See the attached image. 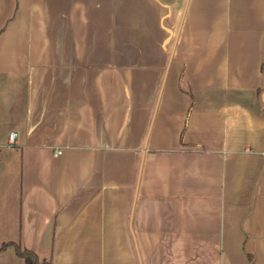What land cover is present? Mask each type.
<instances>
[{
    "label": "crops",
    "instance_id": "obj_1",
    "mask_svg": "<svg viewBox=\"0 0 264 264\" xmlns=\"http://www.w3.org/2000/svg\"><path fill=\"white\" fill-rule=\"evenodd\" d=\"M2 243L264 264V0H0Z\"/></svg>",
    "mask_w": 264,
    "mask_h": 264
},
{
    "label": "trees",
    "instance_id": "obj_2",
    "mask_svg": "<svg viewBox=\"0 0 264 264\" xmlns=\"http://www.w3.org/2000/svg\"><path fill=\"white\" fill-rule=\"evenodd\" d=\"M9 245L14 247L15 253L24 260L25 264H51L50 262H40L32 251L21 248V246L18 244L2 243L0 244V250L6 248Z\"/></svg>",
    "mask_w": 264,
    "mask_h": 264
},
{
    "label": "built area",
    "instance_id": "obj_3",
    "mask_svg": "<svg viewBox=\"0 0 264 264\" xmlns=\"http://www.w3.org/2000/svg\"><path fill=\"white\" fill-rule=\"evenodd\" d=\"M15 137V133H11L8 136V143L11 144L13 142V138ZM56 154H59V152H57Z\"/></svg>",
    "mask_w": 264,
    "mask_h": 264
}]
</instances>
